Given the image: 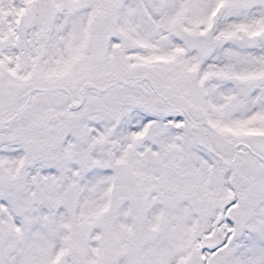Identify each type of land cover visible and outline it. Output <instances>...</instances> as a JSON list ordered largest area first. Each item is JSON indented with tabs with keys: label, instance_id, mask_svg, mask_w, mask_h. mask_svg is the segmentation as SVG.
<instances>
[{
	"label": "snow or ice",
	"instance_id": "1",
	"mask_svg": "<svg viewBox=\"0 0 264 264\" xmlns=\"http://www.w3.org/2000/svg\"><path fill=\"white\" fill-rule=\"evenodd\" d=\"M0 264H264V0H0Z\"/></svg>",
	"mask_w": 264,
	"mask_h": 264
}]
</instances>
